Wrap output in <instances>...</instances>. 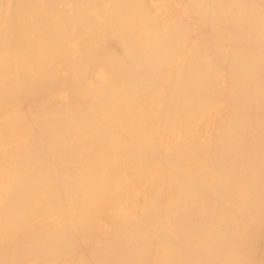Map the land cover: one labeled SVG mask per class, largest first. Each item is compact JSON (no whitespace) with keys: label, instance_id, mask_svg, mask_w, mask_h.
Masks as SVG:
<instances>
[{"label":"bare ground","instance_id":"bare-ground-1","mask_svg":"<svg viewBox=\"0 0 264 264\" xmlns=\"http://www.w3.org/2000/svg\"><path fill=\"white\" fill-rule=\"evenodd\" d=\"M0 264H264V0H0Z\"/></svg>","mask_w":264,"mask_h":264}]
</instances>
